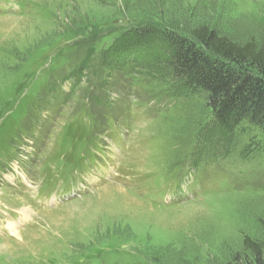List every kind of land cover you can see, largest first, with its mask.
I'll return each instance as SVG.
<instances>
[{"label": "rangeland", "instance_id": "rangeland-1", "mask_svg": "<svg viewBox=\"0 0 264 264\" xmlns=\"http://www.w3.org/2000/svg\"><path fill=\"white\" fill-rule=\"evenodd\" d=\"M231 14L264 36V0H0V264L254 262L264 136L244 125L223 139L201 98L170 96L182 83L153 48L154 74L106 81L103 66L131 28ZM90 49L71 91L64 77ZM115 187L127 195L101 193Z\"/></svg>", "mask_w": 264, "mask_h": 264}, {"label": "trees", "instance_id": "trees-1", "mask_svg": "<svg viewBox=\"0 0 264 264\" xmlns=\"http://www.w3.org/2000/svg\"><path fill=\"white\" fill-rule=\"evenodd\" d=\"M228 18L219 22L221 27L210 21L188 24L171 20L173 27L160 28L158 22L148 21L129 29L103 51V66L109 71L106 81L116 73L114 69L122 74L137 69L156 73L154 65L142 62L144 52L153 48L149 53L153 60L169 68V78L182 83L170 96L201 98L212 117L210 123L223 139H230L244 125L264 136V36L258 35L253 24L244 28L239 16ZM94 53L90 49L64 77L71 91L82 84ZM244 244L254 258L247 264H264V242L247 238Z\"/></svg>", "mask_w": 264, "mask_h": 264}, {"label": "bare ground", "instance_id": "bare-ground-1", "mask_svg": "<svg viewBox=\"0 0 264 264\" xmlns=\"http://www.w3.org/2000/svg\"><path fill=\"white\" fill-rule=\"evenodd\" d=\"M110 188H112V187H110ZM103 189L102 191H101V193H103L104 194V196H111L112 194H113V192H116V193H119L120 195H127V192H126V190L125 189H123V188H121V187H115V188H113V189ZM42 210V209H41ZM45 210V209H44ZM41 211L40 213H41V215L42 216H44V215H46V216H49V215H52L53 213L52 212H50V210L48 209V210H45V211ZM51 213V214H50ZM28 214H27V211H25L24 212V216H27ZM56 217H57V215H56ZM12 229H16V227L15 226H13V225H11L10 226ZM18 231V230H17ZM45 231V230H44ZM20 232V231H19ZM17 233L16 235H15V238H16V240L17 241H21V243H25L26 241L24 240V236H20V233ZM16 233V232H15ZM19 243V242H18Z\"/></svg>", "mask_w": 264, "mask_h": 264}]
</instances>
